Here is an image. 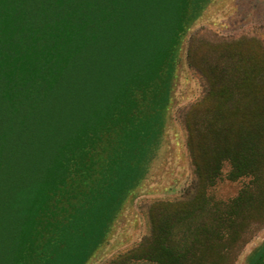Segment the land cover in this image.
<instances>
[{
    "label": "trees",
    "instance_id": "16d2710c",
    "mask_svg": "<svg viewBox=\"0 0 264 264\" xmlns=\"http://www.w3.org/2000/svg\"><path fill=\"white\" fill-rule=\"evenodd\" d=\"M210 1L0 0V264H87L159 150L182 36ZM206 39L181 115L191 187L150 204L119 264H235L264 227V41ZM226 165L244 183L215 199Z\"/></svg>",
    "mask_w": 264,
    "mask_h": 264
},
{
    "label": "rangeland",
    "instance_id": "374dc122",
    "mask_svg": "<svg viewBox=\"0 0 264 264\" xmlns=\"http://www.w3.org/2000/svg\"><path fill=\"white\" fill-rule=\"evenodd\" d=\"M195 34L204 36L206 40L247 35L264 41V0H211L189 23L179 47L167 127L159 150L146 177L114 213L105 240L87 264H119L121 260L117 258L118 255L136 247L150 233V204L158 199H180L191 187L194 174L181 115L187 106L200 98L205 89L203 77L189 65L187 58ZM228 170L229 166L226 165L220 179L208 188L211 197L227 200L239 192L244 179L229 180ZM263 242L264 227L244 244L235 264H246L251 253ZM125 262L151 264L135 258Z\"/></svg>",
    "mask_w": 264,
    "mask_h": 264
}]
</instances>
